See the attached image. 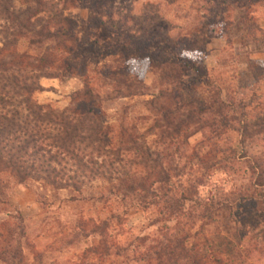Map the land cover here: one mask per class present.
I'll return each instance as SVG.
<instances>
[{"label": "trees", "instance_id": "trees-1", "mask_svg": "<svg viewBox=\"0 0 264 264\" xmlns=\"http://www.w3.org/2000/svg\"><path fill=\"white\" fill-rule=\"evenodd\" d=\"M83 1L90 5L95 0H0V183L7 178L21 185L39 183L53 192L68 190L82 195L93 190L96 182L90 200L105 204L117 201L142 211L156 208L164 221H176L160 237H136L125 245L112 235L110 240L107 221H81L77 228L88 227L99 238L97 247L87 251L90 264H108L110 257L111 264L119 258L143 264H250L256 258L264 264V163L252 161L253 181L248 186L227 192L212 184L201 197V180L210 178L209 173L222 164L226 152L212 143L205 154L186 152L192 136L204 130L219 135L224 127L236 132L243 146L250 144L253 138L264 135V105L253 106L252 110H257L253 117L222 116L216 124L204 119L206 111L193 106L175 112L171 106L174 95L165 94L162 103L153 102L161 117L153 119L145 134L126 121L119 129L108 125L92 85L113 83L119 92L128 94L131 88H143L127 73L126 63H149L158 69L162 80L173 86L176 97L185 88L183 72L201 71L181 54L191 46L186 35L168 36L166 42L174 55L158 60L139 51L135 36L121 34L118 44L87 51L101 60L122 61L125 66L117 70L94 67L80 50L76 23L67 16ZM250 1L264 4V0ZM215 8L210 6L209 10ZM227 18H218L210 25V32L218 35L231 26L232 20ZM68 77L84 82L71 108L57 111L35 100L36 94L45 91L42 80ZM204 78L210 85L202 74ZM229 105L234 113L251 106L243 100L235 108ZM220 108L207 111L216 109L221 115ZM149 134L155 136L151 144ZM212 154L214 161L208 160ZM112 220L120 227L125 221L115 214ZM197 221H201L200 234L209 226L213 230L210 237L191 241L189 233Z\"/></svg>", "mask_w": 264, "mask_h": 264}, {"label": "rangeland", "instance_id": "rangeland-1", "mask_svg": "<svg viewBox=\"0 0 264 264\" xmlns=\"http://www.w3.org/2000/svg\"><path fill=\"white\" fill-rule=\"evenodd\" d=\"M241 1L95 0L90 5L83 1L69 11L68 18L76 23L80 50L94 67L105 70L122 67V61L101 60L97 54L87 51L108 49L120 42L121 34L135 36L139 40V51L152 54L158 60L174 55L166 42L168 36L177 38L186 35L191 46L181 54L201 71L200 74L194 70L183 72L181 80L185 88L176 97L172 93L173 86L162 80L158 69L152 68L149 63H126L127 73L143 88H131V94H128L125 90L119 92L113 83L92 85L99 96L104 122L119 129L118 126L126 121L136 125L139 134H145L153 119L161 117L153 102L162 103L165 94L174 95L171 106L175 112L193 106L198 111H206L203 116L209 123L218 124L222 116L226 119L241 115L253 117L257 111L252 110L253 106L264 105V4ZM210 6L216 8L209 10ZM227 16L232 20L231 26L219 36L211 33L210 25ZM202 74L208 77L210 85L205 78L201 79ZM41 86L45 91L36 94L35 100L40 105L64 111L71 108L75 95L84 89V82L78 77L44 79ZM240 100L251 106L245 110L239 108L234 113L229 104L237 106ZM214 106L221 107V115L216 114V109L212 110L214 112L207 111ZM229 129L224 127L220 136L212 135L209 130L200 131L188 141V154L192 151L199 154L210 152V143L226 152L221 157L222 164L209 173L210 178L201 180V197L207 195L212 184L223 187L227 192L248 186L253 181L252 161L264 163V135L243 146L240 136ZM147 140L151 144L155 136L149 134ZM214 156H208V160L214 161ZM97 184L93 183V190L79 195L68 190L53 192L39 183L21 185L4 179L0 183V264L92 263V258H87V251L97 247L99 238L91 234L88 227L85 230L77 228L81 221L96 224L107 221L110 240L112 235L121 245L134 241L136 237H160L166 227L172 228L176 224L175 220L166 222L161 219L156 208L142 211L117 201L105 204L90 200ZM188 207L189 204L186 209ZM112 214L121 215L125 219L124 225L120 227L115 220L111 221ZM200 226L201 221L195 222L189 233L193 237L191 241L211 236L212 226L205 228L201 234ZM176 232L170 231L172 234ZM247 236L244 237L245 245L248 243ZM5 241L9 242L8 245ZM113 262L143 264L120 258ZM107 263L111 264V257ZM250 264H263V261L253 258Z\"/></svg>", "mask_w": 264, "mask_h": 264}]
</instances>
